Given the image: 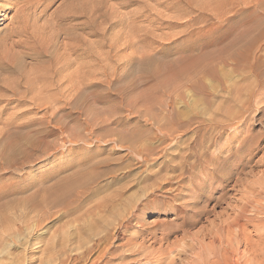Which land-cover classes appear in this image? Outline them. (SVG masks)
<instances>
[{"label":"rangeland","instance_id":"1","mask_svg":"<svg viewBox=\"0 0 264 264\" xmlns=\"http://www.w3.org/2000/svg\"><path fill=\"white\" fill-rule=\"evenodd\" d=\"M69 1L70 0H45L44 6L46 7L44 10L42 7L39 9L35 8V0H0V52L3 51L1 52L2 55L0 53V57L3 60L5 57L11 56V58H13L17 55L15 57L17 59L15 60L20 61H18L20 67L17 65L16 68L17 61H14L13 58L12 60L15 62L14 63L11 58H9L11 63L13 62L15 75L18 73L16 76H14V73L8 75L0 72V75H2V73L4 74L0 77V82L5 78V80H7L5 81L7 86L8 84L13 85L11 81L15 79H17L18 82L20 78L18 83H16L15 80L16 85L19 84L17 85L18 87L16 86L17 88L14 86L17 92L12 86H10L11 89L9 86L7 88L4 82L2 84L5 86L0 84V139L3 135L6 137L4 132L6 129H2V127L4 126L3 128H5V122L8 120L11 123L10 125H12L13 122L14 124H17L16 122L19 124L20 121H22V123L26 121L27 123L29 119H32L31 121L29 120L28 123L43 124L39 125L43 128L42 131H44H41L42 134L41 132L37 133V135L41 134L39 136H42L41 138L36 135L33 136L32 134L33 139L34 137L38 138L34 139L36 142L43 141V144L40 142L42 145L39 143L37 149L28 150L27 153H24L27 159L24 158V155L16 156L14 158L15 164L11 165L12 167L10 165L7 167V164L5 165V163L0 160V264H44L46 261H52V258L55 256V251H58L56 256H59V248L56 246H59L61 243V241H59L62 239L61 234L63 236L65 235L63 232L67 230L66 224H70L71 221V223H75L73 221L74 217L78 215L72 213H69V215L66 213L67 207L68 209H72L74 205H77L76 196L78 190H72L73 192L71 191L69 195L64 194L66 197L63 199V196L59 195L61 197L59 198L60 200H65L64 202L59 201L60 205H58V201H56L58 198L55 200L56 203L51 200V197L48 199V202H45L47 205L43 202L44 199L46 200V196L49 198L50 194H53L54 196L52 195V197L54 198L58 196V193H50V191H55L54 186L69 177L74 169L76 170L75 167L79 163L87 165L94 162L95 165L98 162L99 165L96 164L98 165L96 166L98 169L95 167L89 170L92 171L96 169L95 173H101V171L106 172L105 170L109 171L110 169L106 174L107 178H101L100 181L103 183L98 182L100 186L101 184L103 185L104 182L110 181L109 177L111 176H115L119 179L118 183L113 184L110 188L108 187V189L106 188L105 191L102 192V195L99 193L97 196L103 199H106L108 196V198H112L114 193L116 194L117 192V198L120 195L121 198L127 199L128 197H126V195H130L128 198L129 200L133 201L134 199H138L137 201H139V204H142L144 199L142 197H144V194L141 193V197V195L139 196L140 192L143 190L145 193H149V188L151 186H156L155 184L159 182V180L155 181V178H157L156 176H160L164 173L162 172V174L159 175V169L163 164H168L167 161L170 160V156L168 157V155H172L173 150L177 151L175 148L179 146L180 148L177 149L185 150L187 145L192 143L196 138H198V142L202 146L199 148L200 152L206 151V149L207 151L210 150L209 152H214L220 148L226 140L227 135L231 132V129H227L225 125L228 123L227 125L235 127L234 125L236 122L235 120H227L228 117L226 114L228 111L231 110L230 112L234 113L237 108L233 105L234 103L232 104L230 102L228 105L224 103V99L227 97L225 90L227 89L228 91H226L231 92L232 96L235 97L236 92H233V90H235L236 86V89L239 86L238 72L242 69L248 72L250 68L251 70L253 68L250 66L252 62L250 53H252L255 44V32L254 34L253 32H246V25L249 22L252 23L254 20H264V0H205V2L203 0H190L191 3H189V0H170V2L169 0H101V2L99 0H90L92 2L87 0L89 4L86 3L85 0H76L79 2L75 0ZM202 1L204 3H202ZM66 2L67 4H74L67 5L68 8L65 5ZM75 2L78 4L76 5ZM47 3L49 4L48 7ZM90 3L93 4L91 5ZM202 4H204V6ZM16 6L18 7L16 8ZM24 6H31V8L34 9L31 10L30 8L29 10L27 9L26 12H20L23 10ZM71 7L74 9L72 10ZM75 7L77 13L78 11L79 13L82 11L83 13L81 12V15L79 13L75 15ZM111 7H113L114 10H112ZM14 10L18 11L19 18H14ZM69 12L74 14L75 17ZM138 12L139 15L137 14ZM36 13H39L37 14L38 16ZM87 13L89 15H86ZM200 13H202L203 16ZM116 14L117 16L119 15V18L115 19L114 16H116ZM27 17L29 19H27ZM56 17L60 18L61 21ZM22 21L23 23L25 21V23L23 24ZM17 26L20 30L19 33V30L16 28ZM66 33L68 37H65V35H67ZM27 36H31V38L29 37L28 40ZM18 41H22V47ZM25 43H28V45H25ZM68 43H71V46L68 45ZM29 45L32 46L30 47ZM243 45L248 48L244 50V53L239 49ZM11 47H13L12 50ZM33 47L36 48L34 49ZM72 49L74 50L72 51ZM6 50L8 52L4 54ZM34 50L41 52L38 53ZM8 53H10V56ZM239 53L241 57H239ZM242 57L246 58L243 59ZM1 59L0 61H2ZM197 60H200L201 63L193 66L192 62H196ZM57 61L58 63L55 64V66L57 65L55 68L54 63ZM60 61H62L61 65ZM58 64L60 70L57 69ZM61 66H64L63 69H65L63 70ZM42 68H44V70H49H46V72L44 71L43 74ZM19 70L22 71L20 72ZM51 70L54 72L53 76H50V79H45L47 72L49 73H47V77L52 74ZM36 71H38L39 74ZM56 71H59V73L57 72L56 74ZM23 72L27 75H22L24 74ZM10 76H12L13 79H11L12 77L10 78ZM23 76H25L26 79H23ZM35 77H40V80ZM27 78L29 79L27 81L28 83L26 82ZM34 78L38 79L39 82L37 80L35 81ZM31 79L34 83L33 87L36 86L35 88L31 87V89L35 91L37 88L36 91H38L35 93L36 97L39 95L37 97L39 101L35 98L34 92H32L34 95H31V93L30 96H34V99L40 104L43 100H46L44 108H40L38 102L37 104L39 107H37V104L33 103L36 101H34L33 98V100H31V97H28V93H23L25 88H28L26 83L29 88L32 86L33 83L29 84L32 82L30 81ZM42 79H45L44 81L48 80V82L50 80L51 82L46 83L43 82ZM45 84L47 88H44L46 87ZM41 85H44L42 86L44 89ZM224 87H226V89ZM40 90L42 92L47 90L48 95L50 94L49 98L47 92H45V94L49 101L46 96L43 97V95H45L44 92L43 95L39 94ZM31 91L32 90H30V92ZM15 92H20L21 95ZM22 94L24 95L23 99ZM51 94H56L57 97L54 95L51 97ZM40 95H42L41 97L44 99H42ZM5 97L8 100H6ZM21 101L25 104L27 103V106L23 105L24 103ZM49 102L51 104L53 103L52 106L54 108H52ZM31 103L32 105L34 104V107ZM49 107L52 109H49ZM234 108H236V110ZM46 109L48 110L45 111ZM13 113L16 114L14 115ZM43 113L46 114L44 115ZM9 116L13 117L12 119H14V117L16 119L12 120ZM251 116H254V114H251ZM178 118L179 120L176 121ZM186 122H189L190 125L183 124ZM6 124L9 125L7 122ZM241 128V131H244V133L250 131L256 134L258 131L264 130V125L257 126L256 123L248 121L245 126L243 125ZM11 129L9 130L10 132H7L8 134L11 132L13 133ZM19 134L20 132H15L13 134V139L19 136ZM242 136L243 133L238 137L237 142ZM181 137H183V139ZM159 138L161 140H159ZM164 138L166 139L165 142H163ZM201 138L202 140L206 139L205 141H207V143L210 140H216L215 145H211V148H206L209 143L207 144L205 141L203 143ZM237 142H235L233 146L237 145ZM260 146L262 149L255 152L252 163L249 165L252 166L253 175H255V177L249 178L248 181L256 180V177L261 175L264 170V141L261 142ZM182 147H184V149ZM170 149L173 150L171 151ZM3 150L6 151L1 145L0 155H2ZM140 150L142 153H138ZM142 154H144V156H142ZM145 154L150 155L145 156ZM226 155L227 152L221 154L222 157ZM20 162L25 164L22 165L23 163L21 164ZM18 163H20V166H17ZM246 171H248V169H246L245 172ZM154 172H156L157 175L156 173L154 174ZM108 173L109 176H107ZM147 173L148 175H146ZM103 175L105 176V173H103ZM145 176H147L149 180ZM152 179L156 182L154 185ZM149 184H151V186H149ZM144 186L146 190H144ZM141 187L143 188L142 190ZM161 189L158 192L155 191L156 193L153 192V194L156 195L158 193L157 196L160 195L159 197H168L167 195L177 194L176 192H169L168 189H170V186ZM185 192L187 191H183L182 194L186 196H189L191 193ZM136 193L138 195H136ZM122 194L124 195L122 196ZM228 195L231 198V201H229L231 206L236 207V203L232 200L234 198V193L229 192ZM97 196L95 198L97 200L93 199L92 203L90 202L91 205L86 204V209L84 207L82 211L87 210V208L90 209L95 202L101 201V198ZM151 196L153 195H149L148 198H151ZM183 196L178 198H181V201L189 199V197H184L185 199L182 200ZM236 198L240 200L241 194L235 196V199ZM131 201L129 202L131 203ZM145 201L144 199V203ZM41 202L42 204H40ZM176 202H180V199H178V201L176 200ZM184 202L186 201L180 204L184 205ZM133 203H135V200ZM207 204L208 206L205 203L203 206L205 205L204 208H207L208 211L213 204ZM49 205L53 206L49 207ZM70 206L72 208H70ZM27 207L29 209H27ZM30 207H34L32 208V212L34 213L38 212L44 214L48 210L47 213L50 212L51 214L52 212V214L55 213L56 215L43 223L40 220L37 221L38 223L31 220L29 222L27 220L28 217L24 218L22 214L24 216L26 211L30 212ZM223 208L224 206L222 205L208 215L213 221L208 216H205V218L207 217V222L205 219L202 220V222L196 221L200 218L199 215L190 214L189 212V214L192 215V224L190 219V224L185 225L183 229L187 231L189 236L191 235L190 237L194 238L195 244H193L197 246H194V252L193 250L186 252V260L188 259L192 264L199 262V259L202 257L201 254L204 252H206L204 255L209 254L207 251L210 252V255H207V257L204 256V258H208L207 260L209 261L211 259L215 260L216 254L218 255L217 257H220V253L223 257L227 256L224 255V245L228 244L226 241L228 240L229 242V238L234 240V235L230 234L231 236H227L226 229L223 230L222 227H220L219 222H221V219L227 218V216L217 219L216 213H220V210ZM37 209H39V211ZM152 211L153 210L150 209L145 210L147 214L144 217L142 215V220L139 221L140 223L138 222V226H134L131 230L140 233L141 231H146L145 228L148 227L149 224L151 226L153 223L160 221H171V223L176 225L181 223L180 219L173 220V218H175L173 213L165 214V212L161 211L157 214H153L154 212ZM228 211L223 215L227 214L232 218L233 213ZM60 214H64V217L61 215L60 219L56 220ZM69 217L71 220H69ZM216 219L220 221L218 222ZM26 220L27 222H24ZM210 220L215 224V227L213 223L211 224ZM142 221L144 223H142ZM209 224H211L212 227L209 226ZM253 225L257 224L254 223ZM218 226L221 229H219ZM207 227H210V229L212 228V232ZM246 228L247 231L250 229L252 230H250L251 238L255 240L256 237L254 236L253 227L247 226ZM214 229L216 233L219 232L220 237L225 235V237L229 238L225 239V237H223V242L222 238L219 239L218 234L216 237ZM131 230L130 233H134L131 232ZM219 230H222V232L225 231V234ZM152 231H155L154 233L157 234V238H161V230L159 227L153 228ZM207 231L211 233L209 232L208 234ZM200 233H203L204 236L207 235V238L204 240L205 242L208 240L207 244H205L204 241V243L202 242L206 246L205 248L204 245H201L204 246L202 247L203 249L197 244V241L202 237ZM144 234H139L140 238L138 242L144 240L146 241V246L150 245L154 247V249L159 247V245L152 244L153 240L149 239L150 237L146 232ZM212 234L215 235L214 237L216 238H214ZM175 237L176 239L181 238V233L170 236L167 243H172V240L175 241ZM209 240H212V245H210ZM220 240L222 242H220ZM50 242L53 243L50 245ZM217 242L218 244L220 243L219 245L222 247H219V245L216 246ZM242 244L243 243H241L239 247V251L241 253L243 251L244 253L248 251L249 248ZM47 246L50 248L49 253L45 251ZM73 246L74 245H72V247ZM214 247L215 249H213ZM218 247L221 248L220 252ZM210 249L212 251H210ZM43 251H45V255H43ZM201 251L203 253H201ZM217 251L218 253H216ZM61 253L63 254H60V258H57L60 260L62 258L66 259L67 257H61L66 253L63 251ZM48 254L50 258L46 256ZM68 254L67 252L66 255L68 256ZM223 257H221V259H223ZM58 259L54 258L53 260ZM224 259H226V257H224ZM227 260L228 259L223 262Z\"/></svg>","mask_w":264,"mask_h":264},{"label":"bare ground","instance_id":"2","mask_svg":"<svg viewBox=\"0 0 264 264\" xmlns=\"http://www.w3.org/2000/svg\"><path fill=\"white\" fill-rule=\"evenodd\" d=\"M35 1H36V4H35L36 5V7H35L36 9H39L41 7L44 9L46 7V6H44L45 0H35ZM85 1H86V3L89 4V2H87V0H85ZM92 1H90V2H92ZM99 1L101 2V0H99ZM191 1L189 3H191ZM198 1H200V0H198ZM203 1L205 2V0H203ZM203 1H202V3H204ZM69 2H71V0ZM76 2H79V1H76ZM76 2H75V4L77 5L78 3H76ZM169 2H170V0H169ZM69 4L72 5L74 3H69ZM69 4H67V2H66L65 5L67 6ZM116 4H118V3H116ZM124 5H125V3H124ZM202 5L204 6V4H202ZM48 6H49V4L47 5V7ZM199 6H201V5H199ZM17 7L18 6H16V8ZM116 7H117V5H116ZM147 7H146V9H147ZM30 8H31V6L30 7L29 6H24L23 7V10H21L20 12H22V11H25L26 12V10L27 9L29 10ZM111 8H112V10H114L113 7H111ZM33 9L31 8V10H33ZM71 9L73 10L74 8L71 7ZM171 9H173V8H171ZM68 10H70V9H68ZM68 10H67V12H68ZM81 12L79 13V11H78V13L80 15H81ZM112 12H114V11H112ZM14 13H15L14 14V18H19L18 17V11L14 10ZM78 13L76 12V7H75V15L78 14ZM116 13H117V11H116ZM37 14H39V13H36V15ZM53 14H55V13H53ZM70 14L72 16L74 15L72 13H70ZM134 14H136V13H134ZM137 14L139 15V12ZM200 14H202V13H200ZM40 15H41V13H40ZM75 15H74V17H75ZM86 15H89V14L87 13ZM112 15H113V13H112ZM116 16H117V14H116ZM116 16H114L115 19L116 18H119L118 17L119 15L117 17ZM123 16H125V15H123ZM128 16H130V15H128ZM202 16H203V14H202ZM27 19H29V18L27 17ZM57 19L60 20V18H57ZM85 19H86V17H85ZM21 20H22V18H21ZM17 21H18V19H17ZM18 23H19V21H18ZM22 23H23V21H22ZM24 23H25V21H24ZM27 23H28V21H27ZM16 28L18 29V26ZM131 29H133V28H131ZM245 30H246V32H253V34L255 32V34H254V40H255L254 42H255V44L253 46V49L251 47L252 53H250V55H251V61H252L251 64H250V66L253 67V68H252V70L250 68V71H248V72H246V71H244V69L240 68L242 70H240L238 72L239 73V77H238V79H239V82H238L239 86H238L237 89H236V87H237L236 86L235 87V90H233V92H236V96L235 97L232 96L231 92H227L228 90L226 89V87H224L227 90V91L225 90V92L227 93V97L224 99V103H226L227 105L230 102L232 104L234 103L233 105L236 106L237 110H236V108H234L236 110V112L233 111L234 113H232V112H230L231 111L230 110L226 114L227 117H228L227 120H235L236 122H235V125H234L235 127H232V125H227L228 123L226 125L224 124L225 127H227V129H231V132L227 135V138L225 137L226 140L220 146V148H218L214 152L211 151L212 153L209 152L210 150L207 151V149H206V151L200 152V149L199 148H201L202 146L198 142V138L194 139L192 141V143H190V144L187 145V147L184 146V147H186L185 150H182V149L179 150V149H177V148H180L179 146L177 148H175L177 151H174L173 150L174 148H173L172 149L173 150V154L171 155L169 153L170 155H168V157L170 156V160L167 161L168 164L167 165L163 164V166H161V168L159 169V175L162 174V172H164L163 174H166V175H163L162 174L160 176H156L157 178H155L156 179L155 181L159 180L158 183L154 182V179H152L153 182H154L153 185L156 183L155 184L156 186L153 187V186H151V184H149V186H151L149 188V190H148L149 193L148 192L145 193V191L142 190L143 188H144V190H146L145 189L146 188L145 186L143 188L141 187L142 192H140L139 196L141 195V193L144 194L143 195L144 197H142V195H141V197L146 200L145 203H144V199H143V203L144 204L142 202H141L142 204H139V201H137L138 199H134L135 200V203H133V201H134L133 199H132L133 201H131V200L128 199L130 195L129 196L126 195V197H128L127 198L128 200L125 197H124L125 199L121 198L120 195L117 198V195H118L117 192H116L117 195L114 193V196L115 197L113 196L112 198L111 197L108 198L109 197L108 195H106V196H108L106 199H103V198L97 196L99 193H101V195H102V192L105 191L106 188L108 189V187L110 188L113 184L118 183L119 179L117 177H115V176H111V177H109L110 178V181L108 180V182H104V184L103 185L101 184V186H100V185H98V182H102V181H100L101 178L102 177H106V174H107V172L110 171V169H109V171L108 170H105L106 172L101 171V173L102 172L105 173V176H104L103 173L102 174L101 173H98V172L95 173V170L98 169V167H96V166L99 165L98 162L97 163L95 162L98 165H96V164L94 165V162H93L92 164H87V165H84L83 163H79L76 167L74 166L76 168V170L74 169V171L72 172V174L69 177H67L66 179L60 181V183H58L56 186H54L55 187L54 188L55 191H52V192L50 191V193L55 192V193H58V196L59 195L63 196L62 197V199H63L64 197H66V195H64V194L69 195L72 190L73 191L78 190L77 196H76V199L77 200L75 199L77 201V202L75 201L77 203V205L76 206L74 205V208H72L73 206L71 205L72 207L70 206V208H72V209H68V207H67V211H66L67 214H69V213H72L74 215L75 214H78L77 216L74 217V220L73 221L75 223H71L72 222L71 221L70 224H66L67 230L65 232H63L65 235L63 236L61 234V236H62L61 238L62 239L59 240V241H61V243L60 244L58 243L59 246H56V247L59 248V253L60 254H63V253H61L62 251L64 253H66V254L68 252L69 254H68V256L66 254H65L66 256L65 255L64 256H61V257H67V258L66 259H63L62 258L63 260L62 259L60 260V259L57 258V257L60 256V254H59V256H56V253H58V251H55L54 252L55 253L54 255L56 257L54 256V258H56L58 260H53L54 258H52V261L51 260L50 261H46L44 264H192L191 261H189L188 259L186 260V252H189V251H192V250L194 252V250H195V248H194V246H195L194 245L195 244L194 241L195 240H194L193 237H190L191 235L190 236L188 235V233H187L186 230L184 231V229H183V228H185L184 227L185 225L190 224L189 220L192 218V215H190V214L199 215L200 218L198 220H196L198 222H202V220H204V219L207 222V220H206L207 217L205 218V216H208L210 213H213V211L216 208H220L222 205L224 206V208L221 209L222 211L220 210V213H218V214L216 213L217 219L218 218L221 219L224 216H227V218H225L223 220L221 219V222H219L220 220L219 221L217 219L216 220L220 223V227H222L223 230L226 229L227 236H229L230 234L231 235H234V240L232 238L225 237V235H224L225 234V231L222 232V230H219L222 233H224L223 234L224 236L221 235L222 237H220L218 231H217L218 233H216V230H217L216 228H215L216 230L214 229L215 230L214 232L216 233V237H217V234H218L219 235V239L222 238L223 242H224V238L223 237H225V239L226 238L227 239L229 238V242H228V240L226 241L228 244H225L224 245L225 248L223 249V250H225L224 255L229 256V257L224 256L228 260L225 261V262H223L226 259H224L223 255L220 253V257H217L218 255L216 254L215 255L216 256L215 260H212L211 259L209 261V260H207L208 258L207 259L204 258V256L207 257V255H210V252L207 251V249H206L207 253H209V254L204 255V253H206V252L203 253L201 251V253H203V254H201L202 257L200 256L201 258L199 259V262H197L195 264H264V170L261 173V175H259V176L256 177V180H254V181H248L249 178H251V177L254 178L255 177V175H253L252 166H249V165L252 163V160H253V157H254L255 152L262 149V147L260 146V144H261L262 141H264V130L258 131L256 134H253L250 131H246L245 133H244V131H241V129H242L241 127L243 125L245 126V124L248 121H252V122L256 123L257 126L264 125V20H254L252 23H250V22L247 23ZM25 31H26V29H25ZM19 32H20V30L18 31V33ZM60 32H63V31H60ZM15 33H17V32H15ZM63 34H65V33H63ZM20 35H21V33H20ZM66 36L68 37V34L65 35V37ZM22 37H23V35H22ZM29 37L31 38V36H29ZM29 37H28V40H29ZM18 42L20 43V45L22 47V45H23V44H21L22 41L21 42L18 41ZM29 43H30V41H29ZM70 44L68 43V45H70ZM25 45H28V43L27 44L25 43ZM77 45H78V43H77ZM245 45H246V43H245ZM34 46H35V43H34ZM242 47H245V46L243 45ZM242 47L239 48V49H240L241 52L244 53V50H246L248 48L247 47L242 48ZM12 48L13 47H11V50H12ZM33 48L35 49L36 47H33ZM63 48H64V46H63ZM2 49L5 50L4 48H2ZM41 49H42V47H41ZM7 50H6V52L4 51L5 52L4 54H6L8 52ZM73 50L74 49H72V51ZM32 51H33V49H32ZM34 51H36V50H34ZM47 51H49V50H47ZM1 52H3V51H1ZM36 52L40 53L41 51H36ZM45 53H46V51H45ZM8 54L10 56V53H8ZM8 54H7V56H8ZM68 54H69V52H68ZM1 55H2V53H1ZM13 56H15V55H13ZM34 56H35V54H34ZM15 57H13V58H14V61H17L16 62L17 63L16 64V68H17V65L19 64L18 63L19 60H15V59H17ZM67 57H68V55H67ZM239 57H241V54L239 55ZM9 58H11V56L10 57H7V58L5 57L3 60L0 57V59L2 60V61H0V72H3V73L8 74V75L9 74H13L15 72V70L13 68V62H14L12 60L13 58H11V60L13 61L12 63H11V60ZM242 58L244 59L246 57H242ZM61 62L62 61H60V65H61ZM57 63H58V61L56 63H54V66ZM192 63H193V66H196V65L200 64L201 61L200 60H197L196 62L193 61ZM63 64H64V62H63ZM21 66H22V64H21ZM56 66H55V68H56ZM67 66H65V67H67ZM63 67L64 66H61L62 69H63ZM44 68H42L43 69V71H42L43 74H44V71L46 72V70H47V69L44 70ZM55 68H53V69H55ZM57 69L60 70L59 69V64H58V68ZM38 71H36V72L39 74ZM57 72L59 73V71H56V74H57ZM159 72H160V70H159ZM3 73H2V75H0V77L4 75ZM33 73H35V72H33ZM47 73H46V75H47ZM53 73L54 72L52 71V74H50L49 77H47L45 75V79L46 78H49L50 79V76H53ZM16 75L14 73V76H16ZM22 75H25V73L22 74ZM25 76H23V79H26ZM5 77H6V75H5ZM11 77L12 76H10V78ZM43 77H44V75H43ZM35 78H38V77H35ZM3 79L4 80L2 82H0V84H2L3 82H4V84L6 83L5 81H7V80H5V78H3ZM6 79H7V77H6ZM11 79H13V77ZM14 79H15V77H14ZM32 79H33V77H32ZM32 79L30 80L32 82L29 81L30 82L29 84L33 83V80ZM38 79H35V81L36 80L38 81ZM15 80H16V83H18L19 80H20V78H19L18 82H17V79H15ZM15 80L11 81L13 85L8 84L9 88H10V86H12L13 89H14V86H15V88L18 87L17 85H19V84L16 85ZM28 80L29 79L27 78L26 82ZM44 80L42 79V81L43 82H46V83L51 82L50 80H49V82H48V80L47 81H44ZM27 83H26V86L28 88L27 89L25 88V91L23 90L24 89L23 88L22 89L24 91L23 93L24 94H27L28 93L29 94L28 97L29 98L31 97L30 98L31 100H33L34 99V96H35V98L39 101V99L37 98L39 95L36 97V93H35V92L38 91V90L36 91L37 88L35 89V91H33L34 89H31V87H33L34 83L32 84V86H30V88H29V86H28ZM4 84H2V85H4ZM5 85L7 86V83ZM23 85H24V82H23ZM8 86H7V88H8ZM42 86H44V85H41V87ZM49 86H50V84H49ZM35 87H33V88H35ZM44 88H47V85ZM4 90H7V89H4ZM14 90H13V92H14ZM30 90H32V91L30 92ZM47 90H49V89H47ZM47 90H44L43 91L44 94H45V92H47ZM32 92H34L35 95ZM41 92L42 91L40 90V93L39 92L38 93L43 95V92L42 93ZM16 94H20L21 95L20 92H18ZM30 94L31 95H34V96L33 97L30 96ZM12 95H13V93H12ZM42 95H40V97ZM47 95H48V92H47ZM49 95H48V98H49ZM52 95H54L55 97H57L56 94H51V97H52ZM45 96H46V94L43 95V97H45ZM18 97H19V95H18ZM23 97H24V95L22 96V99H23ZM51 97H50V100H51ZM46 98H47V96H46ZM42 99H44V98H42ZM6 100H8V99L6 98ZM23 101H21V102H23ZM34 101H36V100L34 99ZM38 101L33 102V103H36L37 104ZM40 101H41V99H40ZM45 101L43 100V102H41V104L38 102V104L40 105V108L41 107L44 108ZM48 101H49V99H48ZM52 101L54 103V100L53 99H52ZM17 102H20V101H17ZM53 103L52 104L50 103L51 106L53 105ZM38 104L36 105L37 107H39ZM23 105H26L27 106V103L26 104L24 103ZM31 105H32V103H31ZM50 107H49V109L54 108L53 106H52V108H50ZM14 108H17V107H14ZM219 109H220V106H219ZM47 110L48 109H46L45 111H47ZM13 114L15 115L16 113H13ZM251 114H254V116H251ZM9 117H11V116H9ZM8 118H7V120H8ZM12 118L13 117H11V119ZM14 119H16V118L14 117ZM14 119H12V120H14ZM29 120H28V122H29ZM178 120H179V118L176 121H178ZM6 122L9 125H7ZM6 122H5V128H3L4 126L2 127V129H6L4 131L5 134H6V137H4V135H3V137L0 139V146L2 145L3 148L6 151L3 150V153L1 152L2 155H0V160L3 163H5V165L7 164V167H9L8 165L11 166V165L15 164L14 158L16 156H20V155H24L25 156L26 154H24V153H27L28 150H33V149L35 150V149L38 148V144L41 141L36 142L34 139H36L37 137H39L42 134V132H44V131H42L43 128L40 127V125H43V124H40V123H39L40 124L39 125L37 123L31 124V123H28V122L26 123V121H25V123H24V121L22 123V121H20L19 124H18V122H16L17 124H14V122H13V124L10 125L11 123L9 122V120L6 121ZM34 122H35V120H34ZM182 122H183V120H182ZM213 122L217 123L216 121H213ZM213 122H212V124H213ZM183 124H186L187 125V124H189V122L188 123L186 122V123H183ZM219 124H220V122H219ZM11 127H12L13 130L11 129ZM210 127H211V124H210ZM253 127H255V126H253ZM218 128L219 129H222L221 127H218ZM10 129H11V131H13V133L11 132V133L8 134L7 132ZM15 132H20V134H19V136L15 137L13 139V134ZM40 132H41V134L37 135V133H40ZM242 133H243V136L237 142L238 137L241 136ZM32 134H33V136L36 135L37 137L36 138L34 137V139H33L32 138L33 137ZM43 135H44V133H43ZM41 137H39V138H41ZM160 138H159V140H161ZM181 138L183 139V137H181ZM208 139H210V138H208ZM163 140L162 141L165 142L166 139L164 138ZM201 140H202V138H201ZM205 140H202V142L204 143ZM205 142L207 143V141H205ZM215 142H216V140H212V141L210 140V141H208V143H209L208 147H206V146L205 147L206 148H209L211 145H215ZM235 142H237V145L233 146V144ZM41 143L43 144V141ZM181 146H183V145H181ZM184 147H182V148L184 149ZM215 148H216V146H215ZM198 149H199V151H198ZM139 152H141V150L138 151V153ZM223 152H227V155L225 157H222L221 156V154ZM147 155L149 156L150 154H145V156H147ZM165 155H166V153H165ZM142 156H144V154H142ZM24 158H26V156ZM23 162H25V161H23ZM20 163H18L17 166H20L19 165ZM24 164L25 163H23L22 165H24ZM100 164H101V162H100ZM68 166H70V165H68ZM68 166H66V167H68ZM13 167H15V166H13ZM95 167H96L95 170L89 171V170H91V169H93ZM246 169H248V171L245 172ZM114 173H115V171H114ZM155 173L156 172H154V174ZM169 174H172V175H169ZM146 175H148V173ZM149 175H150V173H149ZM156 175H157V173H156ZM107 176H109V173H108ZM145 177H147V176H145ZM150 177H151V175H150ZM154 177H155V175H154ZM147 179L149 180L148 177H147ZM186 184H189V185H186ZM147 185H148V183H147ZM166 186H170V189H168L169 192H176L177 194L172 193L174 195H167L168 197H163V196L162 197H159L160 195L157 196L158 193L156 195L153 194V192H155V191L158 192L161 188H164ZM148 187H147V189H148ZM150 189H151V191H150ZM161 190H163V189H161ZM183 191H187L188 193L189 192H191V193H190L189 196H186V195L182 194ZM187 192H185V193H187ZM229 192H233L234 193V198L232 200H233L234 203H236L235 204V206L237 205L236 207L231 206V203L229 202V201H231V198L228 195ZM121 193H119V194H121ZM240 194H241L240 200L237 199V198L235 199V196L240 195ZM48 195H49V193H48ZM52 195L53 194H50L49 198H47V196H46V200L44 199V202L43 203L48 202V199H50V197H51L52 198L51 200H53V202L56 200V198H58L56 201H58V205H60V202L59 201H62V200H60L59 198H61V197L60 196L59 197L57 196V197L54 198V197H52ZM123 195L124 194H122V196ZM136 195H138V194L136 193ZM149 195H153V196H151V198L150 197L148 198ZM96 196L99 197V198H101V201L95 202L93 204V206H91L90 209L87 208V210L82 211L84 207L86 209V204H90L91 205L93 199L94 200H97V199H95ZM133 196H134V194H133ZM180 196H183L182 197V200L185 199L186 197H189V199L187 198L188 200H183V201H186V202H184V205H181L180 204L181 202H183V201H181V198H178ZM67 197H69V196H67ZM178 199H180V202H176V200L178 201ZM56 201H55V203H56ZM64 201L65 200H63L62 202H64ZM129 201H131V203ZM204 203L207 206H208L207 203L213 204V205L207 211V208H204L205 205L203 206ZM40 204H42V202ZM45 205H47V204L45 203ZM52 206L49 205V207H52ZM32 208H34V207H32ZM32 208H31V210H29L30 212H28V211L25 212V210H24V212H25L24 213V216L22 214V217H24V218L25 217H28L27 220L29 222L31 220V221H34L36 223L37 221L40 220L43 223V222L49 220L54 215H56L55 213L52 214V212H51V214H50V212L47 213V211H48L47 209H45V210H47L45 212L46 214L44 213L45 215L43 213H38V212L37 213H34V212H32ZM35 208H36V206H35ZM27 209H29V208L27 207ZM148 209L153 210L152 211V212H154L153 214H157L158 212H161V211L162 212H165V214L166 213H173L174 216H175V218H173V220H177V219L179 220L180 219L181 220V223H179V224L176 225L174 223H171V221L170 222H168V221L167 222H161V221L160 222H156V221H154L156 223H153L152 222L153 225H151V226L149 224L150 227L149 226L146 227L145 228L146 231H143V232L141 231L140 233H136L135 230L132 231L131 229L134 226L136 227V225L138 226V224L140 223L139 221L142 220V217L141 216L143 215V217H144L147 214V212H145V210H148ZM37 210L39 211V209H37ZM228 210L233 213L232 218H230L231 217L230 215H227V214L226 215H223L224 213H227ZM189 212H190V214H189ZM15 214H16V212H15ZM61 215L62 214H60L59 216L57 215L58 217H57L56 220L60 219V216ZM193 219H194V217H193ZM210 219H212V218H210ZM27 220L24 221V222H27ZM69 220H71V218ZM192 221L193 220L191 219V224H192ZM212 221H213V219H212ZM210 222H211V220H210ZM142 223H144V222L142 221ZM212 223L213 222H211V224ZM254 223H256L257 225H253ZM211 224H209V226L212 227ZM214 225L215 224L213 223V226ZM247 226H249V227L252 226L253 227V232L255 234L254 236L256 237L255 240H252V238H251V231L252 230L251 229H250L251 231L250 230H248V231L246 230L247 229L246 228ZM155 227L156 228L157 227L160 228V230H161L160 231L161 238H157L156 237L157 234L154 233L155 231H152L153 228L155 229ZM220 227L218 226L219 229H221ZM140 228H142V227H140ZM140 228H138V229H140ZM208 229H210V227ZM130 230H131V232H134V233L131 234L130 233ZM145 232L149 235V237H150L149 239H152L153 240L152 241V244L159 245V247H157V248L154 249V247H151L150 245L149 246L148 245L146 246L145 245L146 241H144V240H141V241L138 242V240L140 238L139 236L142 235V234H144ZM156 232H157V230H156ZM207 232L209 234L210 231H207ZM211 232H212V230H211ZM214 232H213V234H214ZM179 233H181V238L176 239V237H175V241L172 240V243H167V240L170 238V236H173V235L179 234ZM206 233H204V234H206ZM201 235H202V237L204 236L203 233ZM206 236H204L203 238L201 237L202 239L200 238V240L197 241V244L200 245V246L201 245H204L203 243L205 242L204 240L207 238ZM214 236L215 235H213V237ZM208 237H209V235H208ZM213 237H211V238L212 239L216 238V237H214V238ZM211 241H210V245H212V243H213V242L211 243ZM207 242H208V240H206L205 244H207ZM220 242H222V241L220 240ZM52 243L53 242H50V245ZM241 243H243L244 245L248 246V248H249L248 251H245L244 250L245 251L244 253H243V251H242V253L239 251V247H240ZM70 244H71V247H70ZM164 244H165V246H164ZM219 244L217 242L216 246H218ZM72 245H74V246L72 247ZM49 246H47V248L45 249L46 253H49V251H50ZM200 246H198V247H200ZM204 246H201L200 248H202ZM208 246H209V244H208ZM195 247H197V246H195ZM219 247H222V246L219 245ZM205 248H206V246H205ZM218 248H216V249H218ZM55 249H57V248H55ZM213 249H215V247ZM198 250H199V248H198ZM220 250H221V248H219V252H220ZM45 251H43L42 253H44ZM210 251H212V250L210 249ZM213 251H215V250H213ZM216 253H218V251ZM43 255H45V253ZM46 256H48L50 258L49 254L46 255ZM46 256H44V257H46ZM212 256H213V254H212ZM221 257H223L224 260L221 259ZM49 258H48V260H49ZM218 258H220V259H218ZM44 260H45V258H44Z\"/></svg>","mask_w":264,"mask_h":264}]
</instances>
